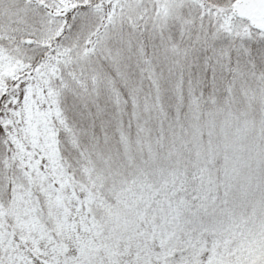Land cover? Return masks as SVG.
<instances>
[{
	"label": "snow or ice",
	"instance_id": "6c2138e0",
	"mask_svg": "<svg viewBox=\"0 0 264 264\" xmlns=\"http://www.w3.org/2000/svg\"><path fill=\"white\" fill-rule=\"evenodd\" d=\"M0 264H264V0H0Z\"/></svg>",
	"mask_w": 264,
	"mask_h": 264
}]
</instances>
